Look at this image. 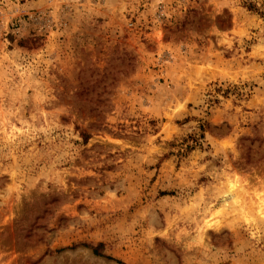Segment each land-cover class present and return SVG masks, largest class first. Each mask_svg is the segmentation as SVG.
<instances>
[{"label":"rangeland","instance_id":"obj_1","mask_svg":"<svg viewBox=\"0 0 264 264\" xmlns=\"http://www.w3.org/2000/svg\"><path fill=\"white\" fill-rule=\"evenodd\" d=\"M0 264H264V0H0Z\"/></svg>","mask_w":264,"mask_h":264},{"label":"trees","instance_id":"obj_2","mask_svg":"<svg viewBox=\"0 0 264 264\" xmlns=\"http://www.w3.org/2000/svg\"><path fill=\"white\" fill-rule=\"evenodd\" d=\"M253 7V8H252ZM249 6V8H251L250 10L251 11H253L254 9H255V6ZM83 137L85 138V140L87 141V139H88V137H87V135L85 134V133H83ZM202 139H203V137H202ZM192 142L194 143V145L193 146H188V149H190V150H192V149H194V148H196V147H202V142H200L199 141V139H197V138H193L192 139ZM103 247V245L102 244H99L97 247H95V248H93V252H94V254L95 255H97V256H104L101 252H100V249ZM105 257H107V256H105ZM108 259H112V258H110V257H107ZM113 260V259H112ZM118 263H121V262H119V261H117Z\"/></svg>","mask_w":264,"mask_h":264}]
</instances>
